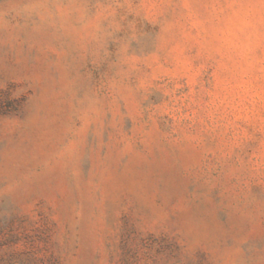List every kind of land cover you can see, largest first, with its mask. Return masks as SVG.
<instances>
[{
  "label": "rangeland",
  "instance_id": "rangeland-1",
  "mask_svg": "<svg viewBox=\"0 0 264 264\" xmlns=\"http://www.w3.org/2000/svg\"><path fill=\"white\" fill-rule=\"evenodd\" d=\"M0 264H264V0H0Z\"/></svg>",
  "mask_w": 264,
  "mask_h": 264
}]
</instances>
